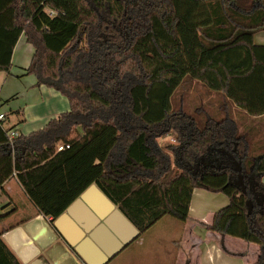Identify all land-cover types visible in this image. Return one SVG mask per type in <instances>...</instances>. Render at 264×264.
<instances>
[{
  "label": "trees",
  "instance_id": "trees-1",
  "mask_svg": "<svg viewBox=\"0 0 264 264\" xmlns=\"http://www.w3.org/2000/svg\"><path fill=\"white\" fill-rule=\"evenodd\" d=\"M263 28L264 0H0V71L24 34L25 73L69 102L12 142L0 122V187L15 176L55 219L93 183L137 238L164 216L186 221L194 188L220 192L208 229L257 244L251 264H264V141L244 133L264 117ZM185 79L217 99L175 108ZM0 264H22L1 231Z\"/></svg>",
  "mask_w": 264,
  "mask_h": 264
},
{
  "label": "crops",
  "instance_id": "crops-1",
  "mask_svg": "<svg viewBox=\"0 0 264 264\" xmlns=\"http://www.w3.org/2000/svg\"><path fill=\"white\" fill-rule=\"evenodd\" d=\"M253 41L255 44L264 45V28L254 33ZM33 52V46L21 34L13 49L10 68L0 71V98L3 91L5 102H10L17 94L23 96L18 105L14 106L11 115H7L0 104V113L4 115L3 124L8 120L9 126L6 128H13L22 135L43 128L50 119L69 110V102L64 95L54 88L36 85L37 79L33 74L26 76L25 69ZM12 104L8 103L7 108L12 109ZM257 123L250 122L246 132L244 131L251 143L260 138L256 132ZM237 126L241 131L245 123L238 122ZM262 181L264 182V175ZM202 190L193 189L189 218L183 222L188 225V232L184 237L180 235L177 240L172 262L173 259H178L180 252L181 264L254 262L259 252L257 244L256 250L253 248L235 255L231 251L240 247L238 240L208 229L207 224L218 209L200 206L198 197L203 195ZM79 197L57 218L52 219L37 210L15 176L3 183L0 187V214H6V217L0 223V231L4 242L22 264H108L132 244L138 246L124 254L127 255V264H157L153 263V256L159 255L158 252L149 247L144 249L147 240L137 238V230L132 224L116 215L115 210L100 218L105 204L94 196L92 205L78 200ZM114 209H117L116 205ZM164 220L168 224H174L171 218L165 216L157 222Z\"/></svg>",
  "mask_w": 264,
  "mask_h": 264
},
{
  "label": "rangeland",
  "instance_id": "rangeland-1",
  "mask_svg": "<svg viewBox=\"0 0 264 264\" xmlns=\"http://www.w3.org/2000/svg\"><path fill=\"white\" fill-rule=\"evenodd\" d=\"M258 38H256V41ZM26 76H31V74H27ZM4 97V91L1 94L0 98V104H2L1 107H3L4 112L7 115H11L13 112V108L15 105H18V102L20 99L23 97L22 95L17 94V97L14 99H11L10 102H5L3 100ZM217 99V96L214 93H210L207 91V89L200 84L199 82H195L190 79H185L182 83V85L179 87V89L175 92L172 102L175 108H178L180 105L181 101L183 100L185 105V109L193 111L194 106L196 104L202 105L203 102H210V100L215 101ZM8 103H13L11 108H7ZM3 112V113H4ZM256 120V119H255ZM12 122V118L10 120ZM257 135L260 136L259 139H257L256 142H261L264 141V117H261L257 121ZM4 127L9 126V121L7 120L4 122ZM173 140V136L166 137L165 140ZM201 196L198 197V202L200 203V206H210L212 209H219L223 206H225L229 199L228 197L223 194V193H215L207 190H202ZM195 199V195L193 196ZM206 203V204H205ZM165 218H171L172 222L174 224H168L167 221H159L155 223L150 229H148L146 232H144L141 237L145 238V244H144V249L146 250L147 247L154 249V251H157L159 255L153 256V263L157 264H181L180 262V255L181 252L179 253L178 259H173L172 262V257L173 253L175 254L176 252V246H177V240L179 239L180 235L183 237L186 236V233L188 232V225L184 224L182 221H179L173 217L170 216H165ZM167 223V224H166ZM232 239L238 240L240 242V247L237 248L236 251L234 249L231 251V253H234L235 255H240L241 252L243 251H251L253 248L255 250L258 248L255 243H249L246 242L240 238L233 237V236H227ZM135 244L127 246L118 256L114 257L109 261L108 264H127L126 263V257L127 255H124L126 252H130L133 249L136 248ZM250 246V247H248ZM164 249V251H163ZM245 252V253H246ZM156 253V252H155ZM165 253V256L163 257ZM163 254V255H162ZM246 255V254H245ZM159 261V262H158Z\"/></svg>",
  "mask_w": 264,
  "mask_h": 264
},
{
  "label": "water",
  "instance_id": "water-1",
  "mask_svg": "<svg viewBox=\"0 0 264 264\" xmlns=\"http://www.w3.org/2000/svg\"><path fill=\"white\" fill-rule=\"evenodd\" d=\"M239 168V165H238ZM93 196L96 197L99 201L105 204L104 211L100 212V218L106 217V215L111 212L112 210H115V214L118 216H122L124 220L132 224L118 209H114V203L95 185L90 184L81 194L78 200L85 201L86 203L92 205L94 200ZM137 230V229H136ZM138 234V230H137ZM112 256V255H110Z\"/></svg>",
  "mask_w": 264,
  "mask_h": 264
},
{
  "label": "built area",
  "instance_id": "built-area-1",
  "mask_svg": "<svg viewBox=\"0 0 264 264\" xmlns=\"http://www.w3.org/2000/svg\"><path fill=\"white\" fill-rule=\"evenodd\" d=\"M3 121H4V115L2 113H0V122H3ZM7 135H8L9 140L12 142V139L17 137L19 135V133L15 129L9 128L7 130ZM11 146H13L12 143H11ZM69 147H70L69 142L59 141L55 146V152H59V151L68 149Z\"/></svg>",
  "mask_w": 264,
  "mask_h": 264
}]
</instances>
